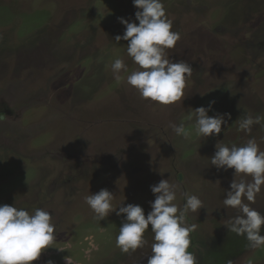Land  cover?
I'll return each mask as SVG.
<instances>
[{
  "label": "rangeland",
  "instance_id": "1",
  "mask_svg": "<svg viewBox=\"0 0 264 264\" xmlns=\"http://www.w3.org/2000/svg\"><path fill=\"white\" fill-rule=\"evenodd\" d=\"M163 2L180 34L169 55L193 68L185 97L166 106L113 78L116 58L136 67L127 41H115L119 17L138 23L132 0H0V115L8 117L0 121V204L47 208L56 225L54 245L30 264H147L151 229L143 247L122 253L123 214L97 222L83 197L107 188L114 205L139 204L147 215L160 179L203 201L187 218L197 226L188 249L197 264H264V246L249 247L224 225L236 214L224 193L240 177L209 163L216 142L251 136L264 150V127L237 131L245 113L264 117V0ZM211 100L209 115L230 114L220 134L186 141L169 127ZM174 203L182 206L180 193ZM251 207L264 213V187Z\"/></svg>",
  "mask_w": 264,
  "mask_h": 264
},
{
  "label": "clouds",
  "instance_id": "2",
  "mask_svg": "<svg viewBox=\"0 0 264 264\" xmlns=\"http://www.w3.org/2000/svg\"><path fill=\"white\" fill-rule=\"evenodd\" d=\"M132 4L137 9L134 16L138 23L119 17L124 32L116 35L115 41H127L126 53L136 67L129 71L122 58L114 59L111 63L114 80L133 87L141 99L159 105L181 101L193 68L187 61L174 60L169 55L168 50L175 47L180 34L172 30V20L166 14L163 0H132ZM213 104L215 100L209 101L206 107H196L181 117L179 123H170L169 127L186 141L191 140L193 134L197 138L220 134L222 125H227L225 116L230 118V114L209 115ZM6 118L0 115V121ZM262 121L264 117L245 113L238 118L237 131L250 134L253 125L264 127ZM189 124L191 127L187 126ZM214 147L209 163L218 171L233 169V177H240L233 178L225 190L223 205L235 209L236 214L224 225L229 232L243 236L249 247L260 248L264 246V213L251 204L255 203L264 187V150L251 136L243 143L216 142ZM150 190L155 198L149 201L151 210L147 215L139 204L122 205V200L114 205V194L107 188L90 192L83 199L97 222L112 212L117 216L123 214L115 239L122 253L143 247L147 243L144 233L150 228L153 242L147 264H197L195 254L188 251L190 233L197 226L189 224L187 218L189 213H198L204 208L203 201L183 190L180 183H170L168 179H160L150 185ZM178 193L183 197L182 206L174 203ZM55 234L56 225L49 209L36 207L30 211L0 204V264H30L40 257L44 249L54 245ZM66 262L70 264L68 260ZM47 264L53 262L49 260Z\"/></svg>",
  "mask_w": 264,
  "mask_h": 264
}]
</instances>
